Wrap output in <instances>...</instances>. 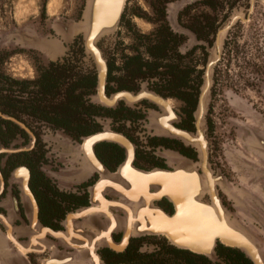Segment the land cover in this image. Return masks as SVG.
Listing matches in <instances>:
<instances>
[{"label": "flooded vegetation", "instance_id": "1", "mask_svg": "<svg viewBox=\"0 0 264 264\" xmlns=\"http://www.w3.org/2000/svg\"><path fill=\"white\" fill-rule=\"evenodd\" d=\"M175 1L177 0H172V2ZM205 1L213 2V0H199L187 5L179 12L176 18L177 24H179L178 30L176 28L171 29L165 24V27L172 32L173 37L171 36V38L169 36L170 38H168L170 39L169 46L171 48L168 51V57L162 61V66L158 72L165 71L167 67L163 66L170 64L173 66L178 65L180 70H190V76L187 82L182 80L179 86L181 92L184 94L183 97L177 98L170 96V91L167 89L168 84H166L160 74L146 79L149 82L146 90L169 103L171 113L173 114V118L169 120V125L174 129L186 132L192 137H196L200 131L202 132L206 150V164H208L211 170L207 142V133L211 129V125L206 117L204 119L205 113L198 123L196 112L203 86L206 65L210 57L209 51L214 47L218 30L229 17L234 16L235 8H244L243 17H237L236 22L234 21L235 23L228 29L227 42L224 44L223 51L220 52L219 60L214 69V73L216 74L219 67L218 64L221 62L224 52L227 53L228 66L238 59L240 56L239 53L244 55L243 63L245 69L243 70L244 73H242L244 76L243 82L240 83V77L232 81V86L229 85L228 88L237 98H235L233 105H229L228 107V112L233 118V124H230L227 133L228 160L226 164L228 173L225 176V181L231 186L228 188L226 184L228 191L226 199L229 202V204H226V207L231 214H238L240 211L248 213L253 218H256L264 229V218H262L264 216V55L261 53V45L263 42L261 39L262 33H253L251 37L250 42L253 43L251 50H254L255 53L250 58L248 56L250 54L248 53H252V51L245 50V52H240L241 49L239 47L237 48V43L244 32L239 27V24H242L246 20L250 21L254 7L251 10L250 4H242V6L236 7H234V4H231L230 15L226 16L219 26H215L212 20L209 21L207 18H191L192 11H195L198 7L202 8L203 11L209 9L212 12H216L218 10L213 11L204 3ZM186 17L190 22L189 24H185L183 21ZM190 37L194 40V43L190 47L188 46L187 49L185 48V51L180 50L188 42ZM201 43L207 44V47L201 45ZM196 49H201L207 53L206 64L203 70L196 69V67L185 63V60L188 59L187 56L194 54ZM84 56L85 52L82 38H76L68 54L56 61L49 62L44 69H47L50 63L63 61L64 59L75 62L77 58L81 57V63L77 64L82 68L81 73H88L90 70L94 71L93 69L83 68L84 63L82 59ZM251 59H254L256 64ZM109 61V59L106 60L107 70ZM228 66L227 70H229ZM214 73L213 76H215ZM95 74L97 79V71H95ZM40 75L41 72L38 78ZM112 83L109 85L113 88V92H109L107 88L108 82L106 81L105 94L107 97L120 91H128H116L117 84L113 86ZM211 88L212 84L209 89L210 91ZM141 90L135 88L128 92L138 93ZM6 92L11 93L10 90ZM23 95V98H25L26 94L23 93ZM93 95H96V88ZM91 96H89L90 102L100 109L98 111L99 115L93 118L92 125L89 128L92 132L89 134L81 133L77 137L70 131H66L63 128H55L53 125L43 122L26 112L17 113L16 116H8L10 119L12 118L21 122L32 133V137L15 122L10 119H3L0 116L1 120H7L18 128V133L15 134L14 138L6 146H0V150H5L4 152H0V216H2L0 218V230L1 233H5V239H7L6 241L9 247L14 252H18L21 249V247L19 249L17 243L21 246L27 245L31 248L30 251L25 253V257L31 264H42L43 261L49 260L53 253H74V249L71 247L65 248L54 233L61 234L67 232V221L72 214L96 206L97 204L95 205L93 200V189L105 175L109 178L116 177L127 162H124L126 158V146L125 150L121 145L111 141L98 142L93 147L94 156L107 169L108 173L106 172L105 174L103 173L104 171L99 172V170L94 169L89 164L90 162L87 161L85 155V143L87 141L84 142V138L106 131L123 135L134 147L131 167L140 172L149 174L156 170L172 172L176 168H172L168 164H172L173 160L171 159H174L176 156L175 160H179L178 162H181L180 165H182L184 159L178 157L181 156L186 160H191L193 163H198L200 175H204V170L201 167L202 159L199 154L201 152L197 144L193 141L185 140L183 137L178 138L176 135H172V133L165 131L157 122L160 116L165 114V109L157 101L155 102L150 98H148L149 100H142L134 104H127L126 102L120 101L113 107H107L101 103L96 104ZM172 99L182 103L180 111L177 112L172 107L170 104ZM127 102L129 101L127 100ZM106 110L113 111V114L107 115ZM147 116L150 119L145 123L152 125V128L150 133L144 131L145 133L141 136L138 134L139 129L136 125L146 119ZM105 118L112 120L114 124L113 129L105 130L101 127L98 120ZM27 120L40 127H48L54 132L59 133L60 137L65 138L63 139L57 136L56 141H54L55 145H53L57 153L55 154L52 151L54 152L52 161L53 163L56 162L58 167L61 166L60 169L52 166L50 168L51 170L44 169L50 161L47 155L49 154V149H47L46 143L41 138L37 128L29 127L26 123ZM126 122L130 125H126ZM199 125H201V129L203 130L200 127L198 130ZM2 128L5 129L6 125L2 124ZM17 138L22 140L23 144L27 143L28 146L26 148L22 146V149H10L11 143ZM162 152L168 153L172 158L160 156L159 153ZM21 167H24L28 171L29 178L27 186L38 208L37 219L39 224L36 231L39 232L43 229L49 230L44 240L38 238L40 245H31V239L35 235V232L31 230L32 225L28 220L29 216L27 217L28 213L25 205L22 203L23 191L21 192L16 185L17 183H12L11 190L9 189V182L10 179H13V173ZM101 168L103 170L102 166ZM16 181L20 184V181ZM215 187L217 196L221 202L218 195L219 187L217 184ZM108 191V189L104 191L103 198L105 201L110 203L121 201L120 196ZM153 201L156 208L161 210L165 215L170 216L174 213L175 204L167 197ZM202 201L210 205L212 204V199L208 194H206ZM239 205L243 208H239ZM256 208L262 211V216L256 212ZM14 210H16V216H13L14 214L12 212ZM132 211L135 214L137 206H133ZM110 213L116 217L117 222L114 227L111 226L112 230L110 231V238L113 245L110 246L102 242V244H98L95 248L96 255L103 264H204L203 260H208L211 264H245V259L253 264L243 251L227 246L219 241L216 242L214 247L218 261H213L206 255L172 244L163 235L145 233L142 235L129 234L125 237L126 230L124 227L125 224H123L126 217L125 214L121 208L116 207H110ZM14 219L15 222L11 223V220ZM95 219H99L98 221L103 224L101 226H104V229L109 227V222L107 221L108 224L106 223L107 216L103 212H98ZM90 221L89 216H80L74 218L73 226L74 228L84 230L85 234L90 236L95 235L98 232L97 229L95 230L97 225L91 221V224L93 223L94 226L91 227ZM230 224L233 226L232 223ZM10 234H12L13 238L10 237ZM99 240H96V242H99ZM71 261L67 264L77 263L76 260Z\"/></svg>", "mask_w": 264, "mask_h": 264}, {"label": "rangeland", "instance_id": "2", "mask_svg": "<svg viewBox=\"0 0 264 264\" xmlns=\"http://www.w3.org/2000/svg\"><path fill=\"white\" fill-rule=\"evenodd\" d=\"M197 1L199 0H177L175 2H172V0H126L123 14L121 16V20L117 29L113 34L104 37L98 42V47L102 53L103 58L105 60H114L115 68H117L114 73L115 76L119 77L123 75L121 67H123V63L125 62L126 58L130 56L140 55L144 59L151 60V58H149V56L146 54V49L149 43L154 42L155 32L160 28V26H165V24H167L171 29L176 28L178 30L179 24H177L175 17L177 13L175 7L181 5L183 6V4H185L186 2L194 3ZM221 1L224 3L216 12H212L209 9H207L206 11L204 10V12L202 8L198 7L195 11H192L191 18L209 17V21L212 20V23L215 24V26H219L222 20L226 16L230 15L231 4H234V7H236L242 6V4H250L251 6L252 3V0ZM86 2L87 0H0V72L5 76H8L15 80L34 81L38 78L40 72L48 65L49 62L56 61L57 59H60L61 57L68 54L71 50L73 41L76 38H81V35L73 34L72 38L68 39L66 34L70 27L72 28V25L78 23L81 20ZM253 6L254 10L250 16V21L246 20L242 24H239V27H241L244 32L237 43V48L239 47L241 49L240 52L251 50L253 43L250 41L253 33H262L261 39L263 40V42L261 45V53L264 55V0H253ZM243 9V7H240V9L235 8L234 16L243 17ZM164 13L166 16L165 18ZM183 21L185 24L190 23L187 20V17L183 19ZM143 22L152 25L150 26L151 29H149L148 26L143 25ZM227 34L228 30L223 37L220 52L223 51L224 44L225 42H227ZM19 35H21V38H19ZM44 41L48 42V45L46 44L47 46L43 44ZM193 43L194 40H188V42H186V46H182L180 50H184L185 48L187 49L188 45L190 46ZM201 45L207 47V44L201 43ZM251 51L252 53H248L250 55L247 54L250 58H252V56L254 55L253 53H255L254 50ZM239 54L240 56L238 57V59L234 61L233 64L228 66L227 53L224 52L222 60L218 64L219 67L217 69V72L216 74L214 73L215 76H213V81L211 83L212 88L209 92L207 109L204 116V119L206 117L211 125V129L207 133L209 163L212 170L211 172H213V175L219 174L223 178H225L228 170L226 164L227 161L225 162V160H223L222 143L227 139L228 132H223L222 128L224 127V122L218 116L217 113L219 112V110L216 109V106L219 104L223 105L222 103H219V100L223 99L221 98L222 92L228 89L229 85L232 86V81L241 77L240 83L243 82L244 76L242 75V73H244L243 70L245 69L243 63L244 55L241 53ZM15 56H26L27 58L28 56L31 57V60L33 61V64L37 70L34 78L24 79L23 77H21L22 71H19L20 67L18 66V64H16V62L11 63V59H9L10 57ZM187 58L188 59L185 60V63L187 65H191L196 67V69L203 70L206 64L207 53L205 51H202L201 49H196L195 53L191 56H187ZM251 60L255 62L254 59ZM82 61L84 63V69L89 68L93 69L94 72L97 71L95 64L86 54ZM227 66L229 70H227ZM124 79H126V77H124ZM148 83L149 82L146 80L136 78L133 82L128 83V87L132 88L133 90L135 88L144 89L147 88ZM112 85L115 86L116 83L113 82ZM91 97L92 100L96 104H98V102L95 101V95ZM170 104L175 109V111H180L182 106L181 102L172 99ZM148 119H150L149 116H147L146 119L137 123L136 125V127H138L139 129L138 134H140L141 136H143L145 132L150 133L151 131L152 125H147V123H145ZM98 122L103 129H113L114 124L112 120L108 118L100 119L98 120ZM26 123L29 127L37 128V131L40 133L41 138L46 143L47 149H49V154L47 155L50 161L47 163V166L44 167V169L51 170V166L60 169L61 166L58 167L56 165V162L53 163L52 161V155L54 154V152L55 154L57 153V150H55L53 146L55 145L54 141H56L57 136L60 137V134L54 132L48 127H40L29 120H27ZM126 125L130 124L126 122ZM123 127H125V125H123ZM60 138L65 139L62 136ZM22 146L26 148L28 144H23V141L17 138L11 143L10 149H22ZM159 155L168 158L170 157V155L165 152L159 153ZM180 164L181 162L176 161L172 162V164L169 163L170 167L172 168L177 167ZM193 166L199 171L198 163H193ZM18 181H20V179H18ZM9 183L10 190L12 183H17L16 185L22 192L23 189H21V181V185L13 179H10ZM219 184L218 195L220 197L221 204L226 209L229 215V220L230 217H235V221H232L233 225H236L237 227L246 231V233L248 232L257 246L264 251V229L262 228L261 224L256 218H253L246 212L240 211L238 214H231L226 207V204H229L226 199L228 196V191L225 190V187H223L224 184L223 186L221 184L220 186ZM226 184L228 185V188H230L229 186L231 185L228 183ZM23 200H25L24 194L22 195V203H24L25 205V201ZM240 207L243 208L241 205H239V208ZM256 210L255 211L261 214V216L263 215L262 211L259 208H256ZM12 213L14 214H12L13 216H16L15 210ZM262 218H264V216H262ZM15 219L11 220V223H14ZM232 222L230 221V223ZM12 234H10V237H12ZM35 236L36 235H34L33 237ZM5 237V233H1L0 230V240L5 242L4 244L6 245V248L8 247L9 251L14 252L9 247L8 242L6 241L7 239H5ZM59 241L62 245H66L64 242H62L61 239H59ZM0 243L4 245L3 242L0 241ZM17 245L20 249L21 245L18 243ZM23 247L26 248L27 245ZM68 247L70 246H67V248ZM73 249L77 253L75 248ZM28 251H30V249H28ZM14 253H21L25 255L26 251L20 249L18 252ZM45 261H43L42 264H44Z\"/></svg>", "mask_w": 264, "mask_h": 264}, {"label": "bare ground", "instance_id": "3", "mask_svg": "<svg viewBox=\"0 0 264 264\" xmlns=\"http://www.w3.org/2000/svg\"><path fill=\"white\" fill-rule=\"evenodd\" d=\"M100 1L103 2L104 0H99V2ZM47 43V41L43 42V44L45 45ZM140 94L141 96L139 98H150L155 102L157 101L165 109V114L160 116L159 120L157 121L165 131L172 133V135L178 134L185 140L195 142L201 154H204V141L201 131L196 137H192L188 133L183 134L177 131L169 125V120L173 118L169 103L167 101H164L163 99L157 98L156 95H153V93H149L147 91H143ZM132 98L133 99L131 100V98L126 96L125 99L131 102L136 100L134 99V97ZM199 127H201V125H199ZM110 133L111 131H106L102 134H97L92 139H87V142L85 143V155L87 161L90 162L89 164L94 169L99 170V172H103L104 169L102 170L101 165L94 158L91 150V143L97 139H118L115 134ZM121 143H123L124 146L127 147L128 160L126 164L121 168L116 177L109 178L107 177V175H105L93 189V200L95 205H97L91 207L90 209H86L84 211L81 210L76 214H72V216L67 221L68 230L66 233H54V235L57 238L61 239L62 242H64L67 246L75 248L77 253L75 251L74 253L76 254L54 253L49 260H46L44 262V264H67L71 260H76L78 264H101V260H99L98 256L96 255L95 248L96 246H98V244H102V242H105L110 246L113 245L110 238V231L112 230L111 226L114 227L115 223H117L115 219L116 217H114V215L110 213V207L121 208V210L125 214L126 217L123 223L125 224L124 227L126 230L125 237H127L129 234L142 235L145 233L162 235V232L167 231L168 233L164 234L163 236H166L170 240V242H172V244L181 248H189L191 250L201 252L203 249L211 247L213 243V237L217 233L224 232V229L227 227L228 234L230 232V235L233 237L232 239H235L234 242L238 238L240 239V242L244 241L246 243L247 241H252L254 244H256L251 238L250 234H248V232L245 233L247 236H249L251 241L247 236H245V234H239V232H237V229L235 230L233 226H231L228 214H226L225 216L221 215L223 209L221 207L222 204L217 196L215 184H218V182L222 186L224 184L223 187L226 188L225 190H227V185L224 181L225 178H223L221 175L217 174L216 177H213L208 164H206L205 157L204 159L202 158L201 162V167L204 170V175L202 177L200 175H196L197 170L194 168V166L185 164V161H183L184 163L179 168H177L175 171H172L171 174L163 173V171H155L149 174L132 169L130 162L131 160H133L132 146L129 145L126 141H121ZM185 166H190V168H187ZM25 178V172L22 170H18L16 180L20 179L22 188L25 182ZM107 189L109 190L108 192L120 196L121 201H115L113 203L105 201L103 196L104 191ZM23 193L25 194V200L23 201H25L26 211L33 222L31 230L36 232V236L32 238L31 245H40V240L38 241V238L43 240L49 230L47 231L46 229H43L39 232L36 231L39 222L35 223V220H33V217L35 216V210L33 208L32 200L24 190ZM206 194H209L212 198L211 205L202 202V198H204ZM162 195H168V199L173 201V203L175 204L177 210L175 217L170 218L169 216L162 213L161 210L157 209L155 205H153V200H156V198ZM133 206H137V211H135V214L132 211ZM98 212H103L105 216H107L106 223L107 221L109 222V224L107 223L109 226H107L108 228L105 227L106 229H104V226H100L103 224H97V222H99V219L96 220L95 217ZM217 215L219 216L218 219H221L222 221L221 225L217 223L219 228L217 227V225L213 226V222L216 221H214L213 218L217 217ZM80 216H89L90 220L96 223L97 226L95 230L97 229L98 232L95 235L90 236L88 234H85L84 230H80V228H74L73 220L74 218H78ZM203 219L211 221L210 224L212 225V227L206 228L201 226L198 222L202 221ZM223 221L226 222V227L224 226ZM230 221H235V217H230ZM92 226L93 223L91 224V227ZM177 228L180 230H178ZM131 230H134L133 233ZM181 230L183 232L179 233L181 235L180 236L178 232ZM96 240H99V242H96ZM0 241L3 242V244L5 243L2 240ZM66 245L63 246L67 248ZM120 247L122 248L121 245ZM21 249L27 252L28 249L31 248L29 246H27L26 248L21 246ZM4 251L5 255L3 254ZM3 255L5 256V260L8 262H12V264H31L27 260V258H25L24 254H15L14 252L9 251L8 247L6 248L5 244L2 245V243H0V256Z\"/></svg>", "mask_w": 264, "mask_h": 264}, {"label": "trees", "instance_id": "4", "mask_svg": "<svg viewBox=\"0 0 264 264\" xmlns=\"http://www.w3.org/2000/svg\"><path fill=\"white\" fill-rule=\"evenodd\" d=\"M213 11L219 9L223 2L213 0L204 2ZM163 11V10H162ZM163 14V12H162ZM209 20L210 18L207 17ZM172 32L165 26L155 32V40L148 44L146 54L151 60L144 59L140 55L126 58L121 67L123 75L115 76V62H108V89L111 82L117 84L116 91L128 90V83L134 79L146 80L160 74L168 84L169 95L182 98L183 93L179 88L181 81L187 82L190 70H180L178 65H165V71L158 72L162 61L168 57L170 50V37ZM171 37V38H172ZM81 57L75 62L68 59L50 63L47 69L41 71V75L34 81L15 80L0 72V112L5 116H16L17 113L26 112L33 117L53 125L55 128H63L75 134L76 137L92 132L90 126L93 118L99 115V108L90 102L89 96L95 93L96 74L90 70L88 73H81ZM126 77V79H124ZM32 87V88H31ZM10 90L11 93L5 91ZM23 93L26 97L23 98ZM103 109V108H102ZM113 111L106 110V114H113ZM2 124L6 128H2ZM18 133V128L7 120L0 119V146H6ZM245 264H251L244 260ZM204 264H211L203 260Z\"/></svg>", "mask_w": 264, "mask_h": 264}, {"label": "water", "instance_id": "5", "mask_svg": "<svg viewBox=\"0 0 264 264\" xmlns=\"http://www.w3.org/2000/svg\"><path fill=\"white\" fill-rule=\"evenodd\" d=\"M101 2L102 1L99 2V0H87L81 20L78 23L72 25V28L70 27V29L68 30V32L66 34L67 38H72L73 34L74 35L75 34L81 35V38L83 41L84 52L92 60V62L95 64V66L97 68V87H96V95L94 97L95 101L98 103H101L104 106L113 107L120 101L126 102L127 104H134V103L140 102L142 100H149L147 97L139 98L141 96V94H140L141 91H145L146 88L142 89L138 93H132V92H128V91H120L118 93L111 95L110 97H107L105 94V86H106V81H107L108 70H107L106 60L103 58L102 53L98 47V42L101 39H103L104 37L109 36L115 32V30L117 29V27L120 23L126 0H104L102 3ZM253 7L254 6H253V0H252L250 9H252ZM236 19H237V16H231L221 25V27L219 28L218 33H217V37H216V40L214 43V47L209 51L210 57L208 59L207 65H206L205 74H204V78H203V80H204L203 86L201 89L198 109L196 112V119H197L198 123H199V120L202 118V116L204 115V113L207 109L209 91H210L209 89H210V86L212 83V76L214 73L216 63L219 60L220 48L222 46L223 37H224L226 31L229 29V27L234 23V21ZM126 96L131 98V100L133 99L132 97H134V99H136V100L132 101V102L129 101L130 102L129 103L125 99ZM157 98L161 99L158 96H157ZM0 116L3 119H10L8 116H5L1 113H0ZM10 120L15 122L21 128L25 129L27 131V133L30 136H32V133L21 122L15 120V119H12V118ZM105 130H107V129H105ZM198 130H199V126H198ZM178 131L183 133V134H187L186 132H183L180 130H178ZM110 134H115L118 139L115 138L113 140H106V139L94 140L91 143V146H92L91 150H92L93 155H94V152H93L94 145L98 142H101V141H111V142H114V143L121 145L123 148H125V146L123 143H121V141H123V142L126 141L129 145L132 146V153L134 154L133 144L126 137H124L123 135H121L119 133H115V132H111ZM96 135L97 134H94L90 137L84 138V142L86 141V139H89V138L92 139ZM174 135H176V137H178V138H181V136H179L178 134H174ZM125 150H126V148H125ZM4 151H5L4 149L0 150V152H4ZM199 154L201 156V159L202 158L204 159V157H205V161H206L205 146H204V154L203 153L202 154L199 153ZM94 158H96V157L94 156ZM127 158L128 157H127V150H126V158H125L124 162L127 161ZM132 161L133 160H131L130 162L132 163ZM184 161H186L185 164H187V165L188 164L190 166L193 165V162L190 160H184ZM97 162L103 167L104 173H106V172L108 173L107 169H105L104 166L98 160H97ZM178 167H180V166H177L175 168H178ZM18 170H22L26 174V178H25V182L23 184V188L22 187L21 188L25 191V193L32 200L33 208L35 210V216L33 217L34 218L33 220H35V223H38L37 204H36L32 194H31V192L27 186V182H28V178H29L28 171L24 167L18 168L17 170H15V172L12 175L13 179H16L15 174L17 175ZM156 171H163V170H156ZM163 173L171 174V172H168V171H163ZM196 175H198V176L200 175L198 170L196 172ZM163 197L168 198V195H162L156 199L163 198ZM217 203H219V202H217ZM221 207L223 209L221 212V215L225 216L226 214H228L226 209L223 207V205H221ZM176 211L177 210L175 207L174 213L172 215H170L169 217L170 218L175 217ZM218 217L219 216L217 215V217L213 218L214 221L216 220L215 222H213V226L217 225V223L219 225L222 224L221 219L219 220ZM0 218H2V216H0ZM28 219H29L30 224L32 225L33 222L31 220V218L28 217ZM224 221H223V223H224V226L226 227V224H225L226 222H224ZM198 223L201 226L206 227V228L212 227V225L210 224L211 221H207L205 219H203L202 221H200ZM217 227L219 228L218 225H217ZM233 228L235 230L237 229V232H239V234H242V235L245 234V236H247L245 233L246 231L242 230L241 228L237 227L236 225H233ZM227 229L228 228L226 227L224 229V232L217 233L213 237V243H212L211 247H209V248L207 247V248L203 249L201 252H197V251L191 250L189 248H186V249H189V250L196 252V253L206 255V256L210 257L213 261H218L216 254L214 252V247L216 245V242L219 241V242H222L223 244H225L227 246L238 248L241 251H243L246 254V256L253 262V264H264V252H263V250L260 249L256 244H254L251 241V239L249 238V236H247V237L249 238V240L252 243L249 241H247L246 243L244 241L240 242V239H238V238L234 242L235 239H232L233 237L230 235V232L228 234ZM178 230H180V229H178ZM181 232H183V231L182 230L179 231L178 234ZM166 233H168V232L164 231V232H162V235H164ZM230 241H231V243H230ZM3 254L5 255V251L3 252ZM4 255L0 256V264H12V262H8L5 260ZM22 261H24V260H22ZM76 264H78V263H76ZM101 264H103V263L101 262Z\"/></svg>", "mask_w": 264, "mask_h": 264}, {"label": "crops", "instance_id": "6", "mask_svg": "<svg viewBox=\"0 0 264 264\" xmlns=\"http://www.w3.org/2000/svg\"><path fill=\"white\" fill-rule=\"evenodd\" d=\"M191 3H193V2H191ZM191 3H188V2H186L185 4H183V6L181 5V6H177V7H175V10H176V15H175V17L177 18V16H178V14H179V12L181 11V10H183V8H185L187 5H189V4H191ZM178 10V11H177ZM177 21V20H176ZM143 25H145V26H148L149 27V29H151L150 28V26H152V25H150L149 23H144L143 22ZM152 31H153V29H152ZM19 38H21V35H19ZM189 40H191L192 41V39H191V37H190V39ZM196 41V40H195ZM197 43V42H196ZM197 44H200V43H197ZM185 46H186V44H185ZM189 46V45H188ZM191 46V45H190ZM189 46V47H190ZM185 50V49H184ZM9 59H11V63L13 62H16V64H18V66L20 67V69H19V71H22L21 73H22V76L21 77H23L24 79H32V78H34V76L36 75V73H37V70H36V68H35V66H34V64H33V61L31 60V57L30 56H28V58L26 57V56H15V57H10ZM222 97L221 98H223V99H221V100H219V103H222L223 105H221V104H219V105H217L216 106V109H218L219 110V112L217 113L218 114V116L220 117V119L224 122V127L222 128L223 129V132H228V128H229V126H230V124H233V118L230 116V114H229V112H228V107H229V105H233V103L235 102V98H237L235 95H233V93H231L228 89H226V90H224L223 92H222V95H221ZM218 107V108H217ZM223 148H222V154H223V160H225V162L228 160V140L226 139V140H224L223 141ZM178 156V155H177ZM180 159H184L183 157H181V156H178ZM176 157L174 158V159H172L173 160V162H175L176 160ZM185 160V159H184ZM179 161V160H178ZM178 161H176V162H178ZM169 165V164H168ZM170 166V165H169ZM179 166H181V165H179ZM185 167H187V168H190V166H185ZM179 168V167H178ZM195 168V167H194ZM177 169V168H176ZM175 169V170H176ZM196 169V168H195ZM174 170V171H175ZM197 170V169H196ZM155 171V170H154ZM212 173V175H213V172H211ZM201 176V175H200ZM203 176V175H202ZM201 176V177H202ZM217 175H213V177H216ZM225 183H226V181H225ZM218 184H219V182H218ZM217 184V185H218ZM216 185V184H215ZM220 185V184H219ZM209 195V194H208ZM210 196V195H209ZM211 197V196H210ZM212 199V198H211ZM203 202V201H202ZM205 204H207V203H205ZM153 205H154V203H153ZM133 223H135V222H133ZM99 224H101L100 222H99ZM101 226V225H100ZM68 256V255H67Z\"/></svg>", "mask_w": 264, "mask_h": 264}]
</instances>
